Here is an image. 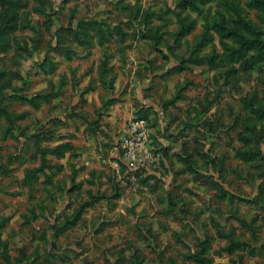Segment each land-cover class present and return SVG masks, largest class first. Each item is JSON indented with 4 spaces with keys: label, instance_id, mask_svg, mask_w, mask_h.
<instances>
[{
    "label": "rangeland",
    "instance_id": "1",
    "mask_svg": "<svg viewBox=\"0 0 264 264\" xmlns=\"http://www.w3.org/2000/svg\"><path fill=\"white\" fill-rule=\"evenodd\" d=\"M194 1L0 0V264H264V12Z\"/></svg>",
    "mask_w": 264,
    "mask_h": 264
},
{
    "label": "built area",
    "instance_id": "2",
    "mask_svg": "<svg viewBox=\"0 0 264 264\" xmlns=\"http://www.w3.org/2000/svg\"><path fill=\"white\" fill-rule=\"evenodd\" d=\"M151 140L148 120L139 114L133 115L122 139L123 159L132 166H145L151 158Z\"/></svg>",
    "mask_w": 264,
    "mask_h": 264
},
{
    "label": "trees",
    "instance_id": "3",
    "mask_svg": "<svg viewBox=\"0 0 264 264\" xmlns=\"http://www.w3.org/2000/svg\"><path fill=\"white\" fill-rule=\"evenodd\" d=\"M184 5L185 6H188L189 8H192V9H194V10H196V11H198L199 10V6L197 5V3H195V1L194 0H192L191 1V3L189 2V0H184ZM248 5H250V6H253L255 9H257V10H259V11H261V12H264V0H250L249 2H248ZM228 32H227V34H225V35H228V36H232V35H234V34H230L229 33V31L230 30H227ZM235 37L236 38H234V39H236V40H234L233 42H243V44H242V46L240 47V48H242V49H246V48H251L252 47V45L253 44H251V46L250 45H248L247 44V42L246 41H244V40H242V39H240L241 38V34L239 33L238 35H235ZM264 44V43H263ZM263 44H261L260 45V47L262 48H264V46H262ZM200 45V44H199ZM202 46V45H201ZM204 46V45H203ZM144 117V116H143ZM146 118V117H145ZM60 148H62L63 149V154H61L60 156H64L65 155V153H66V151H68L69 149H71V147H70V145L69 144H67V143H65V144H63V145H61V146H59V148L58 147H56L55 149H60ZM53 151H55V150H53ZM47 152H49V149H47ZM82 209H81V211H79V213L77 214V219H79L80 218V216H81V214H82ZM70 224H74V222H67V225H70ZM196 260H197V264H203L202 263V261H201V259H199V258H196Z\"/></svg>",
    "mask_w": 264,
    "mask_h": 264
}]
</instances>
